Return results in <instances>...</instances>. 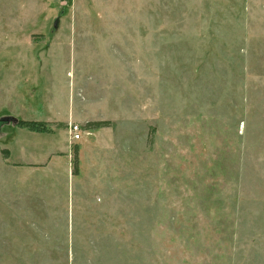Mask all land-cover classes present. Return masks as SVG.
Instances as JSON below:
<instances>
[{
    "label": "rangeland",
    "instance_id": "rangeland-1",
    "mask_svg": "<svg viewBox=\"0 0 264 264\" xmlns=\"http://www.w3.org/2000/svg\"><path fill=\"white\" fill-rule=\"evenodd\" d=\"M0 264H264V0H0Z\"/></svg>",
    "mask_w": 264,
    "mask_h": 264
},
{
    "label": "trees",
    "instance_id": "trees-1",
    "mask_svg": "<svg viewBox=\"0 0 264 264\" xmlns=\"http://www.w3.org/2000/svg\"><path fill=\"white\" fill-rule=\"evenodd\" d=\"M20 125L21 126H24V127H44L45 126V123H41V122H20ZM110 125V122H91L87 125V128L88 130H91V129H98V128H104V127H109ZM31 130H37L35 128L31 129ZM75 159H76V163H77V160H78V154L77 152L75 153ZM77 165V164H76ZM78 166V165H77Z\"/></svg>",
    "mask_w": 264,
    "mask_h": 264
},
{
    "label": "built area",
    "instance_id": "built-area-1",
    "mask_svg": "<svg viewBox=\"0 0 264 264\" xmlns=\"http://www.w3.org/2000/svg\"><path fill=\"white\" fill-rule=\"evenodd\" d=\"M81 127L78 125H72L71 126V132L73 133V137L76 141H78L81 138Z\"/></svg>",
    "mask_w": 264,
    "mask_h": 264
},
{
    "label": "water",
    "instance_id": "water-1",
    "mask_svg": "<svg viewBox=\"0 0 264 264\" xmlns=\"http://www.w3.org/2000/svg\"><path fill=\"white\" fill-rule=\"evenodd\" d=\"M59 24H60V20H59V19H57V20H56V22H55L54 28H55V29H57V28H58V26H59Z\"/></svg>",
    "mask_w": 264,
    "mask_h": 264
}]
</instances>
